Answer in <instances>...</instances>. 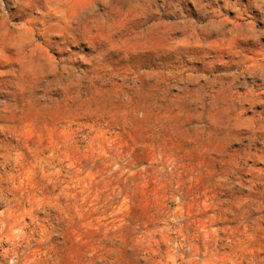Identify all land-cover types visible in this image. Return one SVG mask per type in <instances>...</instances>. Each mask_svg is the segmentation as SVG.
<instances>
[{"label":"rangeland","instance_id":"obj_1","mask_svg":"<svg viewBox=\"0 0 264 264\" xmlns=\"http://www.w3.org/2000/svg\"><path fill=\"white\" fill-rule=\"evenodd\" d=\"M0 264H264V0H0Z\"/></svg>","mask_w":264,"mask_h":264}]
</instances>
